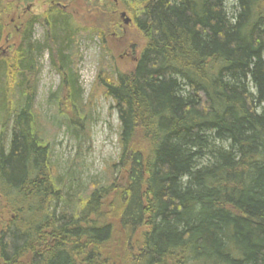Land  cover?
I'll return each instance as SVG.
<instances>
[{"label": "trees", "instance_id": "obj_1", "mask_svg": "<svg viewBox=\"0 0 264 264\" xmlns=\"http://www.w3.org/2000/svg\"><path fill=\"white\" fill-rule=\"evenodd\" d=\"M121 1L145 39L131 71L99 81L123 182L72 194L71 172L50 173L37 59L47 52L75 106L72 57L89 37L63 5L0 60V264H264V0Z\"/></svg>", "mask_w": 264, "mask_h": 264}, {"label": "rangeland", "instance_id": "obj_2", "mask_svg": "<svg viewBox=\"0 0 264 264\" xmlns=\"http://www.w3.org/2000/svg\"><path fill=\"white\" fill-rule=\"evenodd\" d=\"M110 1L0 0L3 23L0 60L11 59L27 21L45 14L51 6L63 5L89 36L80 39L72 57L80 90V100L75 106L46 51L37 59L39 69L34 77V106L44 142L50 146V173L53 177L71 172L63 191L72 194L83 192L92 181L103 180L105 175L115 174L120 182L125 175L124 169L120 172L114 169L120 163V121L113 100L99 81L107 76L109 67L123 73L131 71L145 39L128 5L121 0ZM227 4L233 6L234 0H227ZM43 36L42 25L34 24L33 38L41 42ZM105 80L110 79L107 76ZM138 138L141 141L140 135ZM68 177L72 181L69 189Z\"/></svg>", "mask_w": 264, "mask_h": 264}, {"label": "water", "instance_id": "obj_3", "mask_svg": "<svg viewBox=\"0 0 264 264\" xmlns=\"http://www.w3.org/2000/svg\"><path fill=\"white\" fill-rule=\"evenodd\" d=\"M122 15H124V13Z\"/></svg>", "mask_w": 264, "mask_h": 264}]
</instances>
